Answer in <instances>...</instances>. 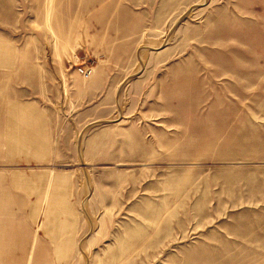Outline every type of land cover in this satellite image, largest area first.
Listing matches in <instances>:
<instances>
[{
	"label": "rangeland",
	"instance_id": "374dc122",
	"mask_svg": "<svg viewBox=\"0 0 264 264\" xmlns=\"http://www.w3.org/2000/svg\"><path fill=\"white\" fill-rule=\"evenodd\" d=\"M0 90V264H264V0H0Z\"/></svg>",
	"mask_w": 264,
	"mask_h": 264
},
{
	"label": "crops",
	"instance_id": "0c3cea01",
	"mask_svg": "<svg viewBox=\"0 0 264 264\" xmlns=\"http://www.w3.org/2000/svg\"><path fill=\"white\" fill-rule=\"evenodd\" d=\"M3 82H5V81H3ZM5 84V83H4ZM2 89H5V85H2ZM0 92H1V90H0ZM2 109H4V107H2ZM2 109H1V111H2ZM18 118V117H17ZM19 119V118H18ZM8 121V120H7ZM15 122H13V123H11V122H9L8 121V124L7 123H5V122H3L2 121V125H7V126H10V127H8V129L6 130L7 132H6V134L9 136V137H20V136H22V134H23V130L20 128L21 127V122L20 121H16V120H14ZM16 123H18L19 125H20V127L18 126V124H16ZM16 127H18V129H16ZM8 139V138H7ZM4 139V144H11L12 142H14L13 140H11V139ZM3 143V142H2ZM12 152H16V151H18V150H15V149H10ZM17 181H22L21 183L22 184H29V180H25V179H23V180H21V179H14L13 180V182H14V184H16V185H18V183H17ZM34 253H35V247H31V250H30V254H29V256L30 255H34ZM29 258V257H28ZM28 261V260H27Z\"/></svg>",
	"mask_w": 264,
	"mask_h": 264
},
{
	"label": "built area",
	"instance_id": "2783aa9c",
	"mask_svg": "<svg viewBox=\"0 0 264 264\" xmlns=\"http://www.w3.org/2000/svg\"><path fill=\"white\" fill-rule=\"evenodd\" d=\"M86 71H87V70H82L81 72H82L83 74H85Z\"/></svg>",
	"mask_w": 264,
	"mask_h": 264
}]
</instances>
